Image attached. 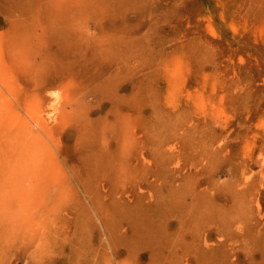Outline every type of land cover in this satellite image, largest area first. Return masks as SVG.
<instances>
[{
	"label": "rangeland",
	"instance_id": "374dc122",
	"mask_svg": "<svg viewBox=\"0 0 264 264\" xmlns=\"http://www.w3.org/2000/svg\"><path fill=\"white\" fill-rule=\"evenodd\" d=\"M0 264H264V0H0Z\"/></svg>",
	"mask_w": 264,
	"mask_h": 264
},
{
	"label": "bare ground",
	"instance_id": "6f19581e",
	"mask_svg": "<svg viewBox=\"0 0 264 264\" xmlns=\"http://www.w3.org/2000/svg\"><path fill=\"white\" fill-rule=\"evenodd\" d=\"M155 150H157V148H155ZM81 160L83 163L84 175L87 178L93 177L104 179L111 183L119 175V157L116 155L103 156L97 151H92L83 155ZM158 172V174L157 171L153 173H155L156 176H160L162 179H165V176L162 175L163 173L160 171ZM161 184L165 185L168 191L171 190L176 195L174 199H177L180 196V189L172 186L170 181L164 180ZM150 188L152 191L153 186L150 185ZM200 193V190L194 193L196 207L204 204V198ZM130 207L131 205H128L127 209ZM131 212H134L133 209H131Z\"/></svg>",
	"mask_w": 264,
	"mask_h": 264
}]
</instances>
